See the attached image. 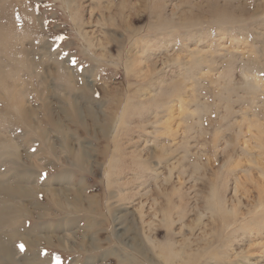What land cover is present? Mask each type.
Masks as SVG:
<instances>
[{
	"label": "rangeland",
	"instance_id": "obj_1",
	"mask_svg": "<svg viewBox=\"0 0 264 264\" xmlns=\"http://www.w3.org/2000/svg\"><path fill=\"white\" fill-rule=\"evenodd\" d=\"M0 67L22 263L264 264V0H0Z\"/></svg>",
	"mask_w": 264,
	"mask_h": 264
},
{
	"label": "bare ground",
	"instance_id": "obj_2",
	"mask_svg": "<svg viewBox=\"0 0 264 264\" xmlns=\"http://www.w3.org/2000/svg\"><path fill=\"white\" fill-rule=\"evenodd\" d=\"M83 7V6H82ZM80 8V7H79ZM33 58V57H32ZM2 67V66H1ZM0 67V68H1ZM63 68V67H62ZM56 69V68H55ZM66 70V69H65ZM28 71H30V70H28ZM33 71V70H32ZM65 72H67V71H65ZM30 73V72H29ZM40 76V75H39ZM228 79V78H227ZM225 80V79H224ZM42 81V80H41ZM248 85V84H247ZM250 86H251V84H250ZM249 86V87H250ZM253 86H251L250 88H252ZM262 87V86H261ZM263 90H264V88H263ZM264 93V92H263ZM80 100V99H79ZM85 101H87L86 99H85ZM84 102V101H83ZM50 104V103H49ZM94 104V103H93ZM90 106V105H89ZM84 107V106H83ZM86 107V106H85ZM80 108V104H79V102L77 101V100H75V109H74V113H79V109ZM81 112H83V111H81ZM88 112H90V115L93 117H95V112H94V110L93 109H90ZM33 121V120H32ZM62 126V125H61ZM62 129V128H61ZM70 137V136H69ZM82 144V143H81ZM3 145L4 146H6V145H8V143L6 142V141H4L3 142ZM69 145V144H68ZM6 149V148H5ZM10 149V148H9ZM8 149H6V151H5V153H7V155H8V152H9V150L7 151ZM12 153V152H11ZM11 153H9V154H11ZM16 154H17V152H15ZM14 153V154H15ZM6 155V156H7ZM77 159L80 161V162H84L85 161V158H86V156H85V154L83 153V151H80L79 152V154H77ZM86 162V161H85ZM84 164V163H83ZM3 165H1V167H2ZM4 177H8V176H0V192L1 193H4L5 194V196H7L8 198L7 199H9V201H15V198H21V197H26V196H28V195H30V193L29 192H27V187L25 188V185H23L24 184V181H22L23 179H25V175H20V176H17L18 177V181L19 182H22V183H18V181H17V183L19 184V186L18 187H16V188H13L12 187V184H10V182L8 181V180H5V178ZM21 178V179H20ZM23 178V179H22ZM20 179V180H19ZM61 189V188H60ZM51 191V190H50ZM55 192H56V194H57V196L59 197V196H63V192H62V190H55ZM1 193H0V196H1ZM4 197V196H3ZM114 198V197H113ZM3 199V198H2ZM11 203V202H10ZM25 205V204H24ZM3 207V206H2ZM30 207V206H29ZM25 209L27 210V208L25 207ZM28 211V210H27ZM17 210H15L14 208H12L11 206L10 207H8V206H5V207H3V208H0V219H1V217H3V219L4 218H7L8 219V221L9 222H11L12 224H13V222H15V220L17 219ZM29 214V213H28ZM19 217V216H18ZM71 220V219H70ZM119 222V221H118ZM120 223V222H119ZM11 224V225H12ZM14 225V224H13ZM118 225V224H117ZM3 226V225H2ZM5 227H6V224L4 225ZM13 227V226H12ZM12 227L10 226V234H8L7 232V234L8 235H11L12 236V238L13 239H16L17 237H20V235L22 234H20L19 235V233L17 232V231H15V230H13L12 229ZM60 227V226H59ZM49 229H51L50 227H49ZM120 229L122 230V229H124V227H123V225L120 223ZM42 231V230H41ZM44 231H46V230H43L42 232H44ZM53 231V230H52ZM29 233H30V231H28ZM7 234H4V236H1L0 237V264H2L3 262H9V263H11V264H13L15 261H16V263L15 264H24V263H22L23 262V260H18V258H17V256H16V252H15V250L13 249V245H12V243H11V238H10V240H6L5 238V235H7ZM46 234V233H45ZM126 234V229H124V232L122 233V234H120L121 236L123 235H125ZM23 236H24V234H22ZM27 235V234H26ZM30 235V234H29ZM66 235H67V233H66ZM34 236V235H33ZM41 236V235H40ZM40 236H39V238H40ZM48 236V235H47ZM119 236V235H118ZM27 237V236H26ZM30 237V239H31V236H29ZM129 237V236H128ZM38 238V237H37ZM27 239H29V238H27ZM29 239V240H30ZM23 240H26L25 239V237H24V239ZM130 240H132V238H129V239H127V242H126V245H128V241H130ZM46 241H47V239H46ZM50 241H51V239H50ZM48 242V241H47ZM61 242V241H60ZM27 243V242H26ZM62 244V243H61ZM64 244V243H63ZM37 253V252H36ZM35 253V254H36ZM33 257H34V255H32ZM29 258H30V256H29ZM32 258V257H31ZM25 260H27V259H24V261ZM22 261V262H21ZM134 262V261H133ZM131 263V262H130ZM257 263H258V261H257ZM26 264H37V262H36V260L34 259V260H32V261H30V260H27V262H26ZM132 264V263H131ZM251 264H256V263H251ZM259 264V263H258Z\"/></svg>",
	"mask_w": 264,
	"mask_h": 264
},
{
	"label": "snow or ice",
	"instance_id": "obj_3",
	"mask_svg": "<svg viewBox=\"0 0 264 264\" xmlns=\"http://www.w3.org/2000/svg\"><path fill=\"white\" fill-rule=\"evenodd\" d=\"M20 247H21V249H23V245H21Z\"/></svg>",
	"mask_w": 264,
	"mask_h": 264
}]
</instances>
